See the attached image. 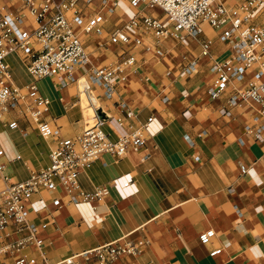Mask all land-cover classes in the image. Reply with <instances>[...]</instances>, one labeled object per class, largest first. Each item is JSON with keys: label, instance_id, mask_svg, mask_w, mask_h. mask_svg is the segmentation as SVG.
<instances>
[{"label": "built area", "instance_id": "obj_1", "mask_svg": "<svg viewBox=\"0 0 264 264\" xmlns=\"http://www.w3.org/2000/svg\"><path fill=\"white\" fill-rule=\"evenodd\" d=\"M123 1L131 13L123 25H117L110 18ZM152 8L159 13L154 14ZM205 26L215 35H208ZM188 39L198 42L199 52L181 57L178 77H191L206 60L207 74L197 98L218 100L220 117L241 115L242 133L264 142V0H237L231 5L222 0H0V117L16 111L51 142L49 165L30 170L22 180L7 171L0 147V254L13 257V264H114L122 256L141 253L144 240L124 238L51 261L41 233L53 221L52 213L46 210L44 218L36 221L29 202L35 193L61 190V196L51 199L57 209L64 200L94 202L108 194L106 186L83 190L77 178L103 155L118 159L145 146L144 128L152 116L139 126L129 123L136 112L118 90L126 71L136 70L139 64L131 49L162 58L168 53L167 41L185 45ZM216 41L223 44L222 50H213ZM90 42L119 46L117 59L93 63L87 50ZM12 55L32 77L25 85L13 82L6 62ZM44 78L58 88L77 84L86 94L88 105L94 108L92 122L87 120L78 134L62 136L59 127L45 119L50 99L38 86ZM93 88L123 115L107 114L99 102L95 105L100 96ZM191 95L189 90L182 92L183 98ZM168 100L164 95L162 101ZM7 126L17 128L18 120H10ZM207 133L203 128L197 136ZM184 138L194 145L190 136L184 134ZM22 231L25 234L18 235ZM214 234L213 229L202 231L199 241L207 244ZM219 251L214 249L210 255Z\"/></svg>", "mask_w": 264, "mask_h": 264}, {"label": "crops", "instance_id": "obj_2", "mask_svg": "<svg viewBox=\"0 0 264 264\" xmlns=\"http://www.w3.org/2000/svg\"><path fill=\"white\" fill-rule=\"evenodd\" d=\"M222 1L231 5L237 0ZM122 5L127 3L123 1L116 14L122 11ZM204 29L208 35H215L209 27ZM189 42H194V46L192 51L186 47L185 55H196L198 42L188 39L185 45ZM169 43L172 41H167L166 46ZM223 47L216 41L213 50ZM140 51L139 64L131 71L143 72L141 85L133 90L129 101L123 96L125 89L121 84L118 90L136 112L129 123L139 126L152 116L144 128L145 146L129 150L118 159L103 155L78 174L83 190L108 188V194L98 201L64 200L56 209L51 199L61 196V190L41 191L32 196L29 207L36 221L44 218L46 210L52 213L53 221L41 233L48 258L55 261L104 242L130 238L144 240L141 253L122 256L114 264L264 263V142L242 133L241 115L232 119L220 117L216 111L218 100L197 98V89L202 87L207 74L206 60L195 72L203 74L200 82L192 81L194 75L185 81L178 76L171 79V72H160V67L151 65L148 59L161 58ZM116 59L117 55L110 63ZM6 62L16 85L30 81L25 65L16 56H9ZM147 75L155 81H146ZM147 84L149 92H144L142 86ZM38 86L50 99L45 119L58 126L62 136L81 132L86 121L78 85L58 88L44 78ZM129 89L131 86L127 85L125 96ZM184 90L192 95L183 98ZM93 93L101 94L97 88H93ZM164 95L169 97L166 102L162 101ZM97 102L103 112L123 115L101 96L95 105ZM13 119L18 120L14 129L7 126ZM203 128L208 133L200 138L197 133ZM184 134L194 140L193 146ZM39 136L34 124L16 111L0 117V147L7 171L14 179H25L30 170L49 165L51 142L41 141ZM195 156L199 159L195 160ZM125 182L128 184L124 185ZM207 229H213L215 234L209 243L203 244L198 236ZM22 234L25 231L18 235ZM217 248L220 251L210 255ZM0 264H13V257L0 254Z\"/></svg>", "mask_w": 264, "mask_h": 264}, {"label": "rangeland", "instance_id": "obj_3", "mask_svg": "<svg viewBox=\"0 0 264 264\" xmlns=\"http://www.w3.org/2000/svg\"><path fill=\"white\" fill-rule=\"evenodd\" d=\"M227 4V3H226ZM123 6V5H122ZM151 11H154L153 13L154 14H158L159 13V9L157 8H152ZM129 13H130V8L127 7V5H124L123 6V9L121 12L113 15L110 20L112 21V23H115L117 25H123L127 19V17L129 16ZM90 46L88 47L87 50L90 51V58L91 60L94 62V63H97V64H109L111 61L114 60V57L115 55L117 54V52L119 51V46H113L111 44H106L104 46H98L97 43H93V42H90ZM194 46V42H189V44L187 45H180V44H176L175 42H172V43H169L167 45V48L169 47L170 48V53L167 54L165 57L161 58L160 60L156 59V58H153V57H149L148 59V62L151 64V65H156V66H159V71L160 72H163V73H166V72H171L172 74L169 75V77L172 79L177 75L178 73V65H179V62H180V59L182 57V55H185L186 53L184 52V49L187 47V48H190V50L192 51V48ZM141 49L140 48H136V49H131V51H133L135 53V55L137 57H140V54H141ZM116 51V52H115ZM132 69H129L126 71V78H127V81L124 82V81H121V85L122 87H124L125 89V92H123V96L125 98V100L129 101L132 97V92L133 90L136 88V87H139L140 84V74H143L142 73H133L131 71ZM27 73V70L25 71ZM28 74V73H27ZM197 73H194L191 77L192 81L194 82H200V80L202 79V75H196ZM28 76L30 77V80L32 79V77L28 74ZM146 81H155L154 78H152L151 76L147 75L146 76ZM149 79V80H148ZM182 79V78H181ZM185 81L189 80L190 77L188 78H184ZM183 80V79H182ZM127 85H130L131 86V89L128 90V95L125 96L124 94H126L127 90H126V87ZM177 85H180L179 83H177ZM79 88L82 89L83 88V85L82 83H80L79 85ZM142 89L144 90V92H149V87H148V84L146 86H142ZM85 93L84 92H81L80 93V96H81V106H82V110H83V115H84V120L87 121L89 123L92 122L91 119V116L93 114V109L91 106L88 105V99L87 97L84 95ZM79 96V93H78V97L77 98H80ZM83 96V98H82ZM158 98L156 99V102L155 104L158 102ZM162 106H164V104H162ZM87 107H90L91 108V113L88 112L86 110ZM86 125V123H85ZM0 139L2 140V137H0ZM39 139L41 141H45L46 139H44L43 137L39 136ZM0 140V141H1ZM2 142V141H1ZM250 264H264V263H256V262H251Z\"/></svg>", "mask_w": 264, "mask_h": 264}, {"label": "bare ground", "instance_id": "obj_4", "mask_svg": "<svg viewBox=\"0 0 264 264\" xmlns=\"http://www.w3.org/2000/svg\"><path fill=\"white\" fill-rule=\"evenodd\" d=\"M26 70H27V69H26ZM27 72H28V71H27ZM28 74H29V72H28ZM29 75H30V74H29ZM30 76H31V75H30ZM84 95H85V94H84ZM85 96H86V95H85ZM82 98H83V96H82ZM86 110H87L88 112H90V113L92 112L90 107H87Z\"/></svg>", "mask_w": 264, "mask_h": 264}]
</instances>
